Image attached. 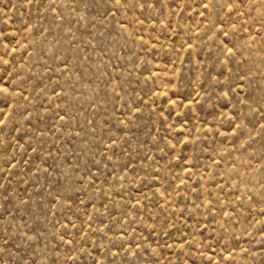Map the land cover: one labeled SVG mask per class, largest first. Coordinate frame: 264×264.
I'll return each mask as SVG.
<instances>
[{"label": "rangeland", "instance_id": "rangeland-1", "mask_svg": "<svg viewBox=\"0 0 264 264\" xmlns=\"http://www.w3.org/2000/svg\"><path fill=\"white\" fill-rule=\"evenodd\" d=\"M0 264H264V0H0Z\"/></svg>", "mask_w": 264, "mask_h": 264}]
</instances>
